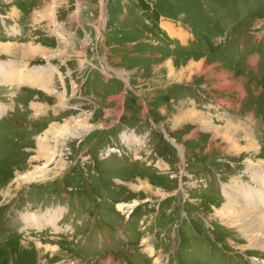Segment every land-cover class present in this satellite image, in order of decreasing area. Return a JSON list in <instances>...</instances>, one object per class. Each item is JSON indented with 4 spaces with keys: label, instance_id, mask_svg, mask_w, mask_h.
<instances>
[{
    "label": "rangeland",
    "instance_id": "1",
    "mask_svg": "<svg viewBox=\"0 0 264 264\" xmlns=\"http://www.w3.org/2000/svg\"><path fill=\"white\" fill-rule=\"evenodd\" d=\"M0 16L21 28V40L0 35V71L12 67L9 41L40 40L48 54L20 61L26 76L60 77L48 91L50 80L20 88L0 72L13 111L0 118V264H264V244L244 235L264 234L259 219L232 210L264 213V0H0ZM178 26L185 45L169 36ZM203 72L247 80V100L232 108L243 118L253 107L255 139L174 107L210 109ZM177 81L203 87L159 93ZM55 104L53 120L42 116ZM40 167L37 180L16 181Z\"/></svg>",
    "mask_w": 264,
    "mask_h": 264
},
{
    "label": "crops",
    "instance_id": "2",
    "mask_svg": "<svg viewBox=\"0 0 264 264\" xmlns=\"http://www.w3.org/2000/svg\"><path fill=\"white\" fill-rule=\"evenodd\" d=\"M177 28H179L180 30H182L183 33H185V34H183L181 31H177L176 30V32L169 31V36H170L171 39L178 38L180 44L185 45L187 43L188 34H187L186 31H184L183 28H181L179 26ZM0 35L5 36L6 34L4 32H1ZM6 36L9 37V35H6ZM12 37H16V36L15 35H11L10 38H12ZM16 38H12V39H15L16 40ZM17 39H20L21 40V38H19V37ZM18 42H17L18 43L17 44V43H14V42L9 41L8 44H6L7 47L4 48L5 49L4 52L7 53V54H10V55H8V56L7 55H4V56L7 57L5 59H8L10 56L12 57V59H11L12 67L11 68L8 67L7 69H4L5 71L1 70L2 72L7 73L5 75L6 77L4 79H6V80L9 79V81L15 80L16 83H17V85H18V82H17L18 76H16V75L18 73V70H17L18 67L16 68L15 65H14V63L16 64V61H18V64H19L20 61L21 62H23L24 60L27 61V59H30V57L31 58H35L36 55H45V54H48V52H47L48 49L45 46H43V44H42V42L40 40H38V43H36V45H32L31 42H26V43H22L21 41H18ZM1 51H3V50L1 49ZM15 58H16V60H15ZM2 59H4L3 56L0 57V61ZM9 60H10V58H9ZM104 60L106 61L105 58H104ZM249 61L251 62L250 63L251 64V67H253L254 66V64H253V61L254 60H252L251 57H249L248 58V62ZM46 63H47V61H46ZM107 64L109 65L108 62H107ZM51 65L57 67L58 69L60 68V66L57 63H54L53 64L51 62ZM16 66H18V65H16ZM14 67H15V70L16 71L14 70ZM109 67H111V64L109 65ZM22 70H23L22 71V76H23L22 77V84H24L25 83V80L27 82V81H30L31 78L26 76V74L28 73L27 72V70H28L27 67L24 66V68H22ZM42 70H45V71L44 72L43 71L42 72L41 71H38V72L39 73H43V77L38 76L37 79L32 78V80H31V81L35 82L36 85H40V87L42 85L38 81H43V78L46 81V79H47L46 78V75L51 74V71H53L54 69L45 68V69H42ZM29 71H31V70H29ZM9 73H11V74H9ZM203 73L204 74H208L207 72H203ZM8 74H9V77L7 78ZM10 75L11 76L14 75L15 77L13 76L11 78ZM119 76H120V74H119ZM56 79H58V80L60 79L59 73L57 71L54 72V74L52 75L51 79H47V81L50 80V82L52 83V85H50V87L47 88L46 90L53 91L51 86L54 85V81ZM200 79H201L200 80L201 82L205 83L204 84V87L202 86V84H200V85L204 89L207 90L208 95L210 96V99L213 100L211 103L206 104V107H209L210 106V109H204V107H202V103L196 102V101H194L192 104H187V105H183L182 103H178V104L175 103L174 104L175 105L174 107H193V108L196 107V108H199L200 110H202L205 113H207L210 117H212V118L214 117V118L218 119L220 122L222 121V123H225L227 125L236 124L239 127V131H240V133L242 135H244V136H246L247 138H250V139L251 138L252 139H255L254 138L255 133L251 131V130H254V129H250V127H249V122L253 119V117L255 118V124H256L255 112L252 110L253 107L248 108L247 110H245V113L243 115V118H239L236 115L235 110H233V108H232V107H235L236 108L237 107L236 105H240L244 101L247 100L248 95H249V93H247L246 90H245L246 89V86H247V84H246L247 80L245 78H244L245 80L243 78H239L238 80H236L235 78H232L231 77V74L227 78L220 77L219 80L216 79V76H210V75L209 76H205V75L204 76H201ZM213 79H215V80H213ZM10 83H12V82H8V84H10ZM43 83H45V82L43 81ZM185 83L191 84V83H193V81H190V82H187V81H185V82L184 81H177L173 85L168 84V85L161 86L160 88H162L163 90L161 91L160 88H159V90H160L159 93L160 92L161 93H164L166 90L168 91V90H171V89H173L175 87H177V91H179V90H181V89H183L185 87ZM45 85H46V83H45ZM13 86H15V82H14V85ZM18 86H20V84ZM201 86L198 87V83H196V82L193 83V87L196 88L198 91L201 88ZM42 87H44V86H42ZM20 88H23V87L20 86ZM212 88H215V89L220 90V91H225L226 90V92L228 94H230L229 101L226 98H224V97H219L218 95H216L214 93H210L209 91ZM44 91H45V89H44ZM140 94H142V93L139 92L138 95H140ZM86 95H89V93H86ZM91 97H94V96H90L89 99ZM0 98H1V96H0ZM123 98H124V96L122 97V99ZM109 99L111 100L112 97L109 98ZM0 103H4L5 105H8V103L6 101L5 102H3V101L1 102L0 101ZM120 103H121V108H120V110H118L119 111L117 113L118 115L119 114H122L123 112H125V107L123 105V103H124L123 100H121ZM230 103H232L233 105H229ZM112 104H116V103L113 102ZM54 106H55V109H54L53 112H49V109H46V108L45 109H41L42 116H44L46 118H52L51 120H53L56 117L55 114L58 113V111H57L58 110L57 109V105L55 104ZM112 108L114 110V107H109L108 106V109H112ZM108 109H105V110H108ZM237 109H242V108L238 107ZM251 110L253 112H250ZM178 113H179L178 117H175L177 123L180 122V121H183L184 119H187L186 117L185 118H182V114H186L187 111H180ZM199 128H200V125H199ZM222 129H224L226 131L234 132V133L236 131L234 129H230L229 127H228V129L227 128H224V126H223ZM198 133L199 132H197L196 135H193L192 134L191 136L188 137L189 139H186V140H191L192 138H194V139L199 138V134ZM200 133L202 134V133H204V131L202 130V131H200ZM256 139H258V137ZM175 144H177V143L175 142ZM126 145H127V142H126L125 146ZM236 146H238V145H236ZM219 149H220V151H222L221 147Z\"/></svg>",
    "mask_w": 264,
    "mask_h": 264
},
{
    "label": "bare ground",
    "instance_id": "3",
    "mask_svg": "<svg viewBox=\"0 0 264 264\" xmlns=\"http://www.w3.org/2000/svg\"><path fill=\"white\" fill-rule=\"evenodd\" d=\"M17 49V48H16ZM56 55V54H55ZM42 68H38V70H41ZM16 74V73H15ZM17 76V75H16ZM26 78V77H25ZM31 81V80H30ZM202 117H204V116H202ZM207 117V116H206ZM207 126H208V124H207ZM215 126V125H214ZM213 126V128H215ZM55 127V126H54ZM212 127V126H211ZM207 128V127H206ZM209 128V127H208ZM212 128V129H213ZM225 128V127H224ZM228 129V128H227ZM233 129V128H232ZM214 130V129H213ZM215 131V130H214ZM223 131H224V129H223ZM238 131V130H237ZM237 131H235V132H237ZM226 132V131H225ZM230 132V131H229ZM223 133V132H222ZM233 133V135H234V132H232ZM230 135H231V133H230ZM236 135V134H235ZM226 137V136H225ZM233 138H235L236 139V137H233ZM243 138V137H242ZM237 139H240V138H237ZM40 141V146H39V151H41L43 148H44V145H42L41 143L42 142H46V139H45V137L44 136H42V137H40V139H39ZM228 141V140H227ZM237 141V140H236ZM44 142V144H46ZM238 142H239V140H238ZM244 142V141H243ZM249 142H251V143H253L250 139H249ZM229 143V142H228ZM246 143H247V140H246ZM245 143V144H246ZM233 144H234V147H235V143L233 142ZM229 145V144H228ZM232 145V144H231ZM45 147H47V146H45ZM240 147V146H239ZM250 148H251V146H250ZM232 149V148H231ZM244 149V147H241V150H243ZM252 149V148H251ZM254 150L255 149H257L256 148V146L253 148ZM252 149V150H253ZM46 150V149H45ZM239 150H240V148H239ZM46 152V151H45ZM257 152H258V150H257ZM43 154V153H42ZM260 161V160H259ZM253 164H257V163H253ZM46 171V169H44V168H42V167H40L39 169H36L34 172H31V173H27V174H22V175H20V176H18L17 177V180L16 181H22V180H24V182H28V181H30V182H33V181H35V180H37V178H39V176H41V175H39V173L41 172V173H46L45 172ZM43 174V175H44ZM46 176V175H45ZM137 186V185H136ZM255 188H253V187H250V189H249V191L251 190V193H252V191L253 192H255V190H254ZM243 199V198H242ZM241 199V201H243L244 202V200H242ZM245 203V202H244ZM135 204H137V202L136 201H133L132 203H128V204H123V203H121V204H117V208L119 209V210H122L123 212H125V210H126V208H127V212L128 211H130L133 207L132 206H134ZM223 206V205H222ZM254 206V205H253ZM239 207V206H238ZM237 207V208H238ZM241 208H244V207H242V206H240ZM131 208V209H130ZM236 208V207H235ZM241 208H239L238 210H235V209H232V210H234V218H237V219H241V220H245L246 218L248 219V216H250V217H252L254 220L256 219V221L259 219V221L258 222H260V224H259V226L261 227V230L262 231H264V213H255V212H250L249 213V211L247 212L246 210H245V208L244 209H241ZM253 208H257L256 207V205L253 207ZM219 209V208H218ZM264 209V208H263ZM226 210V209H225ZM257 210V209H256ZM231 213V212H230ZM233 214V213H232ZM35 222V219L34 220H31V222ZM247 231V230H246ZM258 231H259V229H258ZM244 235H247V236H250V237H248V240L251 242H262V244H264V234H263V232L262 233H256V234H253V233H251V234H248V233H245Z\"/></svg>",
    "mask_w": 264,
    "mask_h": 264
},
{
    "label": "built area",
    "instance_id": "4",
    "mask_svg": "<svg viewBox=\"0 0 264 264\" xmlns=\"http://www.w3.org/2000/svg\"><path fill=\"white\" fill-rule=\"evenodd\" d=\"M5 17H3V16H0V26L1 27H3V25H4V22H5ZM17 25V24H16Z\"/></svg>",
    "mask_w": 264,
    "mask_h": 264
}]
</instances>
